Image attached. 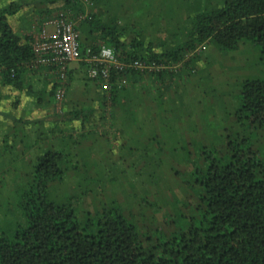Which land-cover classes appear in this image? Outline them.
Wrapping results in <instances>:
<instances>
[{"label": "trees", "instance_id": "obj_1", "mask_svg": "<svg viewBox=\"0 0 264 264\" xmlns=\"http://www.w3.org/2000/svg\"><path fill=\"white\" fill-rule=\"evenodd\" d=\"M31 4L46 20L61 10L77 22L83 57L87 50L89 55L98 54L101 45L113 50L121 65L111 67L107 79L90 78L104 85L101 104L105 109L121 103L125 107L129 90H145L139 87L142 80L149 78L166 88L165 78L170 81L190 73L199 58L197 52L210 42L220 51L237 50L241 43L251 42L264 61V0H223L220 6L195 11L171 33L169 42L147 40L113 17L102 20L96 12L86 11L81 0H18L0 9L3 85L20 87L26 70L38 66L32 38L19 34L8 22L9 15ZM83 36L89 42L81 40ZM86 62L88 69L93 66ZM56 79L55 93L60 87L58 74ZM67 81L66 71L65 90ZM90 113L75 109L64 116L83 124ZM237 114L250 130L264 129V78L242 83ZM246 144V139L229 142L220 157L203 151L209 155L202 159L197 179L202 220L154 246L139 236L136 226L118 209L83 225L70 203L51 201L50 185L63 179L68 153L65 147L48 149L35 159L21 192V223L10 235L0 233V264H264V158Z\"/></svg>", "mask_w": 264, "mask_h": 264}, {"label": "rangeland", "instance_id": "obj_2", "mask_svg": "<svg viewBox=\"0 0 264 264\" xmlns=\"http://www.w3.org/2000/svg\"><path fill=\"white\" fill-rule=\"evenodd\" d=\"M11 1L18 0H0V9ZM81 1L86 11L96 12L102 20L116 18L128 31L141 32L153 42H169L187 15L223 3ZM21 10L8 16L16 31L14 21ZM197 54L190 73L170 81L165 78L166 88L147 78L139 83L145 90H135L142 91L140 97L146 91L145 99L129 94L123 101L125 107L122 103L108 106L105 113L99 112V117L104 114L100 118L98 113L90 114L91 127L65 144L67 166L63 179L50 185L49 199L70 203L83 225L94 224L106 211L118 209L151 246L199 224L203 207L197 179L202 159L209 155L203 151L224 156L225 145L246 139V146L264 158V129L250 130L238 121L237 114L242 83L264 78V61L248 41L233 51H220L210 42ZM36 154L22 155L17 149L4 157L0 153V233L10 235L21 223V192Z\"/></svg>", "mask_w": 264, "mask_h": 264}, {"label": "crops", "instance_id": "obj_3", "mask_svg": "<svg viewBox=\"0 0 264 264\" xmlns=\"http://www.w3.org/2000/svg\"><path fill=\"white\" fill-rule=\"evenodd\" d=\"M36 11L37 8L31 4L16 15L14 22L17 24L14 26L19 34L32 38L38 32L39 26L46 21V18L39 16ZM81 40L84 41V36ZM86 61L79 50V57L67 64L68 81L64 97L59 105L54 97L56 73L44 65L26 70L20 87L3 85L0 82V153L2 157L6 154L10 155V150L17 149L22 155L35 151L37 158L48 149L63 148L70 139L91 127L88 119L83 124L81 120L79 125L80 120H69L64 116L65 114L75 109H86L91 111L90 114L98 113L99 117V112L103 113L106 110L101 104L105 97L104 85L90 79ZM141 93L142 91L129 90L127 95L130 94L133 99H137ZM144 96L140 98L145 99L147 95ZM58 108L59 112H57ZM19 130L23 132L18 133Z\"/></svg>", "mask_w": 264, "mask_h": 264}, {"label": "built area", "instance_id": "obj_4", "mask_svg": "<svg viewBox=\"0 0 264 264\" xmlns=\"http://www.w3.org/2000/svg\"><path fill=\"white\" fill-rule=\"evenodd\" d=\"M77 22L72 20L67 12L56 11L53 16L39 26L38 32L32 37L31 47L35 55V64L54 68L60 79V87L56 90L55 98L61 101L65 93L67 64L79 57L80 32ZM86 60L93 63L88 69L90 78L107 79L111 67H119L110 47L101 45L98 54L89 55ZM124 83V82H123Z\"/></svg>", "mask_w": 264, "mask_h": 264}]
</instances>
